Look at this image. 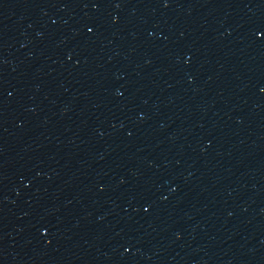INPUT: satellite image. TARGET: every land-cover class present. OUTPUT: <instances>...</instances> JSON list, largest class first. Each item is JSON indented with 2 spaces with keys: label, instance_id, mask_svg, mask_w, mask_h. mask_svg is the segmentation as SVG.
<instances>
[{
  "label": "water",
  "instance_id": "1",
  "mask_svg": "<svg viewBox=\"0 0 264 264\" xmlns=\"http://www.w3.org/2000/svg\"><path fill=\"white\" fill-rule=\"evenodd\" d=\"M261 33L264 0H79L89 264H264Z\"/></svg>",
  "mask_w": 264,
  "mask_h": 264
},
{
  "label": "snow or ice",
  "instance_id": "2",
  "mask_svg": "<svg viewBox=\"0 0 264 264\" xmlns=\"http://www.w3.org/2000/svg\"><path fill=\"white\" fill-rule=\"evenodd\" d=\"M92 29H89V31H91ZM261 35H264V33H261Z\"/></svg>",
  "mask_w": 264,
  "mask_h": 264
}]
</instances>
